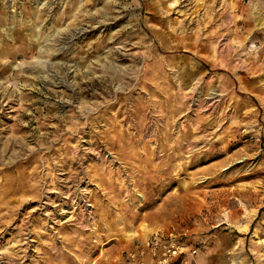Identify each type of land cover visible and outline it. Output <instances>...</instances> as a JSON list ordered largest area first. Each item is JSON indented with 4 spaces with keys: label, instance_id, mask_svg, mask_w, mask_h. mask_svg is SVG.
<instances>
[{
    "label": "rangeland",
    "instance_id": "374dc122",
    "mask_svg": "<svg viewBox=\"0 0 264 264\" xmlns=\"http://www.w3.org/2000/svg\"><path fill=\"white\" fill-rule=\"evenodd\" d=\"M171 233L264 264V0H0V264Z\"/></svg>",
    "mask_w": 264,
    "mask_h": 264
},
{
    "label": "built area",
    "instance_id": "2783aa9c",
    "mask_svg": "<svg viewBox=\"0 0 264 264\" xmlns=\"http://www.w3.org/2000/svg\"><path fill=\"white\" fill-rule=\"evenodd\" d=\"M197 256V248L179 240L177 235L157 234L137 243L127 253L125 264H189Z\"/></svg>",
    "mask_w": 264,
    "mask_h": 264
},
{
    "label": "crops",
    "instance_id": "0c3cea01",
    "mask_svg": "<svg viewBox=\"0 0 264 264\" xmlns=\"http://www.w3.org/2000/svg\"><path fill=\"white\" fill-rule=\"evenodd\" d=\"M189 264H201V262L199 261V257L197 256L195 259H192ZM220 264H230V262L227 263L222 261Z\"/></svg>",
    "mask_w": 264,
    "mask_h": 264
}]
</instances>
